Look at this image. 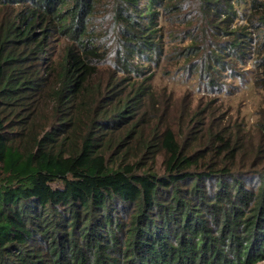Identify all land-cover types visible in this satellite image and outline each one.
Wrapping results in <instances>:
<instances>
[{
  "label": "trees",
  "instance_id": "obj_1",
  "mask_svg": "<svg viewBox=\"0 0 264 264\" xmlns=\"http://www.w3.org/2000/svg\"><path fill=\"white\" fill-rule=\"evenodd\" d=\"M175 16L189 37L170 57L158 33ZM220 32L238 59L253 44L264 94V0H0V264L264 260V107L213 129V100L171 103L150 83L171 58L212 92L219 49L197 40Z\"/></svg>",
  "mask_w": 264,
  "mask_h": 264
},
{
  "label": "rangeland",
  "instance_id": "obj_2",
  "mask_svg": "<svg viewBox=\"0 0 264 264\" xmlns=\"http://www.w3.org/2000/svg\"><path fill=\"white\" fill-rule=\"evenodd\" d=\"M249 1V0H245ZM100 14L98 20L100 21L101 27L105 28L109 33H111V39L107 42V45H116V40L114 38V33L111 31V21L109 16V11L100 7ZM184 15L188 18H192L194 13L191 9H186ZM182 16H175L171 18L173 27L168 26L164 31H160L158 35L161 37L162 45H166V48H170V57H173L175 52L176 45H181L184 38L189 35H185L184 29L180 27V22L183 21ZM205 20V18H204ZM247 23L241 17H238L235 22L232 24V28L236 26H246ZM156 29L158 27L156 26ZM174 32H168L169 30ZM251 33L253 38V43H256V34L253 30L248 29L247 31ZM187 33V32H186ZM195 37H197V31H194ZM233 41L232 36L227 35L225 32H220L217 39L213 42H202L200 37L197 40V45H214L219 49L220 61L223 63L224 70H218L216 76L217 87L212 90V92L204 93L198 92L193 88L188 81H184L179 77L173 76L170 74L169 67L173 65L174 61L167 60L161 67L155 68L152 71L151 87L156 89H167L171 94V103H177L180 99H183V106H190L194 108L197 100L200 101V104L203 103L202 98H208L213 100L214 104H211L209 109V114L211 119L208 124L214 128L219 125H225L226 119L230 123L242 121L243 125L245 121L249 124H252L255 121V113L258 112L260 108L264 107V94L253 89L250 85V75L249 72L253 70V66L250 62V57L254 53L253 46L246 44V39H242L245 42L241 47V59L233 56L230 51V42ZM189 42H185L183 45H188ZM169 45V46H167ZM237 80L239 82H237ZM204 101H207L204 99ZM222 115L224 120H222ZM174 113L172 108L169 110L167 119L168 121L174 123L175 127L176 122L173 119ZM191 126V125H190ZM200 127V126H199ZM184 132V131H182ZM185 133V132H184ZM159 165V164H158ZM157 165V166H158ZM162 172V171H161ZM255 264H264V260L258 261Z\"/></svg>",
  "mask_w": 264,
  "mask_h": 264
}]
</instances>
